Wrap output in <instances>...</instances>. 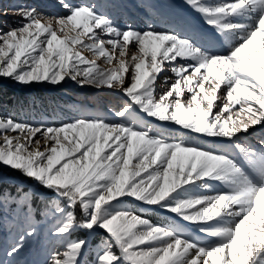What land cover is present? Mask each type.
I'll return each instance as SVG.
<instances>
[{"label": "snow or ice", "instance_id": "snow-or-ice-1", "mask_svg": "<svg viewBox=\"0 0 264 264\" xmlns=\"http://www.w3.org/2000/svg\"><path fill=\"white\" fill-rule=\"evenodd\" d=\"M57 2L67 15L4 10L20 19L0 27V78L126 99L106 115H0V165L34 182L0 172V264L37 250L33 264H264V0H183L207 28L121 25L111 10L131 0Z\"/></svg>", "mask_w": 264, "mask_h": 264}, {"label": "rangeland", "instance_id": "rangeland-1", "mask_svg": "<svg viewBox=\"0 0 264 264\" xmlns=\"http://www.w3.org/2000/svg\"><path fill=\"white\" fill-rule=\"evenodd\" d=\"M74 4L100 2L103 0H70ZM160 10L163 15L159 18H153L150 15V10L135 5V0H131L129 9L137 11L138 18L141 24L147 25L149 21L159 24L161 27H167L174 24L175 17L182 15L186 17L196 28H207L203 21L196 16L183 2V0H157ZM22 4H29L38 6L42 11L48 14L67 15L66 10L62 9L57 0H0V27L7 30L8 26L15 27L20 17L16 15H4L6 9H12ZM59 6L61 9H58ZM112 14L115 9H112ZM124 12V11H123ZM192 17H191V16ZM119 20V21H118ZM117 21H123L117 17ZM126 21V20H125ZM197 21V22H196ZM201 21V22H200ZM125 23V22H124ZM198 26V27H197ZM209 31H211L209 29ZM85 57L89 60L97 59L91 52L81 49ZM97 63L104 68L114 67L106 64L102 59L97 60ZM171 75V73H167ZM20 92L19 94H17ZM0 115L12 116L14 119L23 121H40V120H60L68 119L84 114H100L106 115L118 108L126 99L122 93H113L110 90H97L92 87H80L72 81L63 83L60 86H53L48 83L34 84L32 86H22L11 79L0 78ZM0 96V97H1ZM10 97L11 100H8ZM79 110V111H77ZM0 172H3L10 183L24 184L26 186H33L34 182L23 177L18 171H12L0 165ZM5 187H8L5 185ZM14 190V189H13ZM43 191V189H40ZM132 201L129 200V203ZM150 218L154 222H163L170 219V215L165 212L149 213ZM78 235H85L83 232ZM106 236V233H99L95 236L89 237L93 245H95L101 237ZM7 245L4 244L3 247ZM95 252H91L85 259L91 261L94 259ZM39 251H33L24 259L28 264H33L34 261L42 259ZM8 259L2 248H0V260Z\"/></svg>", "mask_w": 264, "mask_h": 264}, {"label": "bare ground", "instance_id": "bare-ground-1", "mask_svg": "<svg viewBox=\"0 0 264 264\" xmlns=\"http://www.w3.org/2000/svg\"><path fill=\"white\" fill-rule=\"evenodd\" d=\"M58 9H61L59 6H57ZM113 15L116 17H119L120 19H122L123 21H120L121 22V25L124 24V22H132V23H135V25L138 27V28H145L146 26L141 24V21L139 20L138 18V13L137 11H133L131 9H126L124 10V12H121L120 10H115ZM191 16V15H190ZM193 16V15H192ZM191 16V17H192ZM197 16V15H196ZM140 17V16H139ZM126 20V21H125ZM119 21V20H118ZM117 21V23H118ZM197 22V21H196ZM201 22V21H200ZM164 27V26H163ZM198 27V26H197Z\"/></svg>", "mask_w": 264, "mask_h": 264}, {"label": "trees", "instance_id": "trees-1", "mask_svg": "<svg viewBox=\"0 0 264 264\" xmlns=\"http://www.w3.org/2000/svg\"><path fill=\"white\" fill-rule=\"evenodd\" d=\"M20 92H18L17 94H19ZM21 94V93H20ZM1 96V95H0ZM1 99H4L2 96L0 97ZM12 97H10L8 100H11ZM6 186H8L7 184H5Z\"/></svg>", "mask_w": 264, "mask_h": 264}]
</instances>
